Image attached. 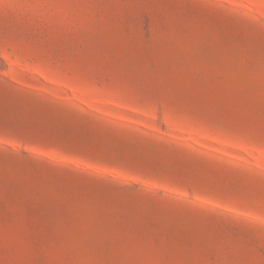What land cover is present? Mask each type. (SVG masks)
<instances>
[{
  "label": "rangeland",
  "instance_id": "1",
  "mask_svg": "<svg viewBox=\"0 0 264 264\" xmlns=\"http://www.w3.org/2000/svg\"><path fill=\"white\" fill-rule=\"evenodd\" d=\"M0 264H264V0H0Z\"/></svg>",
  "mask_w": 264,
  "mask_h": 264
}]
</instances>
